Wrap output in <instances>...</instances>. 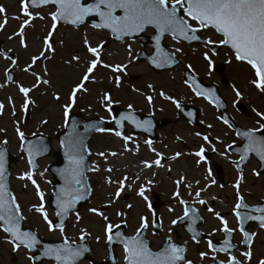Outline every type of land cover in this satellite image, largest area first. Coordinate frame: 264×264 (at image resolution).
I'll return each instance as SVG.
<instances>
[{
  "label": "rangeland",
  "instance_id": "1",
  "mask_svg": "<svg viewBox=\"0 0 264 264\" xmlns=\"http://www.w3.org/2000/svg\"><path fill=\"white\" fill-rule=\"evenodd\" d=\"M0 6L6 9V16L0 14V23L4 19H7L6 26L0 30V40L3 41L2 49L3 52L13 54L15 56L14 59L17 61V65L13 67L9 60L0 56V85H3L0 87V103L5 105L3 114L0 115V128L5 130L0 132V143L6 140L10 153L19 160L18 164L12 168L11 185L17 202L20 205L25 225L31 228H42L47 238L55 240H60L63 236H66L69 240H78L81 235L80 229L84 228L91 233L88 238L92 242L94 248L93 256L97 260L107 257L103 234L104 221L101 217L90 213L88 211L89 208L96 207L101 209L114 224H124L126 220L128 235L135 233V229L138 227L139 216H147L150 221L152 218L146 202L136 196L135 190L126 189L118 200L110 206L105 207L108 204L110 193L115 189L114 184L109 185L105 182L107 177L111 176L115 180L122 178L123 175H128L130 180L127 183H131V180L135 179V176L139 174L141 179L133 185V189H137L140 183H144L149 179L153 180V184L147 185L148 189H153L154 187L155 189L153 190L158 192L157 188H159L162 199L166 201L168 207L170 206L174 209L173 212H169L168 209L161 211L163 228L165 229L164 234H167L168 230L171 229L169 228L171 220L182 215L181 205L172 196L173 192L176 191V184L174 182L181 176L186 177L185 184H192V188L188 189L182 184L179 191L181 196L186 197V200H191L189 191L194 195L198 188L211 184L213 180L212 176L207 181L204 179L207 175L206 169L201 168L202 164L197 165V158L189 153L197 151L201 145L207 151H212L214 146L217 156L221 158V149L226 146L230 139L225 126L218 119L217 110L204 99L196 97L192 89L185 83L182 74L184 68H189L188 66L190 65L191 68L189 69L205 82L219 84L222 94L228 102L230 113L233 117L235 116L242 127H256L259 117L256 116L253 109L264 113V93L258 91L250 83L254 79L251 68L245 69V66L242 65V69L237 64H234L233 56L226 49H222L218 54L212 55L206 47L188 46L183 43H177L171 38H166L168 49L172 53L175 48H181L182 51L175 55L182 63L170 71L155 73L146 63L137 61V53L141 49V43L138 40H126L124 43H115L106 32L95 30L89 26L74 29L59 25L51 37L54 51L47 52L48 59L42 58L26 73L23 69L31 63V57L39 55L40 51L43 50V40L51 29L50 13L54 11V8L40 10L39 16H43L44 18L33 19L30 26L25 29L24 37L27 43V47L25 48L20 45V36L15 35L19 31L21 22L25 19L21 12V0H0ZM31 11L36 13V11ZM15 17H19V19H15ZM146 33L150 34L151 31L149 30ZM202 36L205 39L211 38L214 41L221 39L211 29L203 30ZM85 37H87L92 46L104 42V47L101 51V59L104 63H127L128 68L124 73H113L110 69L98 67L93 73L91 80L85 85L88 88V92L77 94L78 99L70 110V113L73 111L79 112L88 118L100 117L109 121L111 117L100 102V96L104 92H108L112 96L114 104L122 109H127L128 105L132 104V109L137 112L152 114L155 118L169 117L172 120L177 119L179 114L175 105L170 100L164 99L159 95L163 91L165 95L173 97L179 103L194 105L201 113V120L207 125H212V127L208 128L207 132H202L201 130L193 129L183 120L171 123L167 129L163 130L167 134V143L161 141V143L152 146L162 153L164 157L169 158L170 162L164 163L163 168L153 167L152 169H143V171H141L142 165H140V161L155 159V154L149 150L148 145L142 142L140 138H133L131 133L128 132L125 136L132 137V140L129 141L127 146L132 151L125 152L124 140L116 137L112 132L94 135L89 141L91 167L97 165L100 169L90 174V180L94 186V194L92 195L90 204L79 212L81 217L79 222L76 220V215H72L62 236L58 231L49 232L42 217L38 213L29 210L33 204L39 203V199L36 197L35 188L30 181L18 179L20 175L29 170V165L25 156L21 154V141L16 134V127H19L26 136H33V133H41L49 135L52 138L56 132L64 127L62 106L68 102L70 89L79 82L85 69V62L92 58L84 46L83 40ZM129 44L132 47L133 54V59L130 63L127 53ZM9 50L11 51L9 52ZM147 51L150 53V49H147ZM206 51L213 61L211 70H209L207 61L203 59V54ZM74 55L80 57L79 62L72 60V56ZM229 60H231L230 63L227 62ZM229 64L233 66L230 67ZM217 66H223L227 85L220 81L222 80L221 76L215 72ZM6 68H11L16 74L15 82L10 83L7 81L5 76ZM45 68L47 69V75L44 74ZM33 72L41 75L43 79L49 80L50 84H40L39 87L34 88L29 93V98L34 103L29 105L27 111H24L22 110L24 97L19 93L17 84L32 87L36 83L35 77L32 75ZM117 75L121 77L120 87H116L114 83V78ZM149 84L153 85L155 91L148 87ZM237 87L240 92L239 97L233 91ZM247 88H250L248 107L251 112L250 118L239 114L234 107V104L239 101L241 94ZM134 89L138 91H134ZM57 95L60 97L59 100L54 98ZM147 96L153 97L152 104H149L145 99ZM9 97L12 98V103H9ZM241 105L247 106L245 103ZM13 109L15 110V115L12 114ZM42 120H47L48 122L42 124ZM197 132L201 133V137L195 135ZM203 135L210 137V143L202 139ZM52 146L56 150L58 143L53 140ZM137 146L139 148L138 151ZM100 152H116L118 155L115 157L109 155L105 159L97 155ZM176 152H181L182 155L175 160L171 159ZM219 160L226 161L227 159ZM119 161L121 164H118ZM51 162H53L52 159L40 161L39 169L33 178L44 193L45 210L48 212L49 217L53 219L54 214L48 205L52 186L50 185L51 175L47 172V165ZM108 167H112L114 171L112 173L106 172L105 169ZM257 167V164L252 163L246 169L243 181H241L239 187L240 196L251 194L254 191L250 188L251 185L253 187V184L264 182V175L255 174ZM169 168H171V172L167 171ZM40 173H43V176ZM153 173H155V176H153ZM234 179L235 176H233L231 181H234ZM197 180L200 181L199 185L195 183ZM236 180L234 181L235 183ZM231 188H233V185L230 187L226 186V189L221 190L218 183L212 184L211 187L207 188V191L202 193L204 196L202 199L207 200L208 206L213 207L216 212H219L228 221L230 228L237 229L236 218L233 215L237 190H232ZM150 193L149 190L146 192L149 202L151 201ZM213 196L216 197L215 200L211 199ZM247 202L254 204L257 200L250 198ZM128 204L133 205L131 210L126 207ZM118 211L125 212L126 216H116L115 213ZM202 212L205 219L202 227L204 230L208 232L211 228L218 229L221 227L213 214L206 211V206ZM149 228L152 227L150 226ZM234 232L236 234V242L240 243L241 236L237 234V231ZM97 236L101 238L99 242L96 240ZM147 238L152 243V247L154 246L155 248H157V245L163 239V237H155L150 233L147 235ZM184 240L189 241L186 236H182L181 241ZM251 251L252 259L247 264H255L264 257V232L256 231V241L251 247ZM200 252H208L207 244L190 242L187 259L196 264L200 261ZM241 252L242 250L237 253V258L243 260L244 258L240 255ZM117 256L123 257L121 249H118ZM211 256L212 254L209 253V257L205 260L210 262ZM28 257L29 253L23 248L13 251L12 245L6 241L4 233L0 231V264H30ZM13 259H15V262H13Z\"/></svg>",
  "mask_w": 264,
  "mask_h": 264
},
{
  "label": "snow or ice",
  "instance_id": "2",
  "mask_svg": "<svg viewBox=\"0 0 264 264\" xmlns=\"http://www.w3.org/2000/svg\"><path fill=\"white\" fill-rule=\"evenodd\" d=\"M51 5L55 8L50 13L51 18V29L47 36L43 40V50L40 51L39 55L31 57V63L23 69L24 72L29 70L42 58L48 59L46 53L54 51L51 37L56 31L60 22L71 24L73 26L82 25L88 18H98V22L91 24L94 29L108 30V32L119 41H123L125 37H133L140 33L145 32L149 27L155 30L154 49L155 54L149 58V62L156 68L164 66H170L176 63L175 54L182 51L181 48L177 47L174 52L169 53L161 47V39L165 34L171 36L172 40L180 43L181 41H201L207 48L212 46H225L227 47L231 55L234 56L237 62L246 63L250 66L253 71L254 79L250 83L260 92L264 93V0H21V12L25 19L21 22L19 31L15 35L20 36L21 47H27L26 39L24 37L25 29L30 26L31 21L36 18L43 19V16H39V10L44 7ZM31 8L36 9V13L30 10ZM0 14L6 16V9L0 6ZM19 19V17H15ZM7 24V19H4L0 23V30H2ZM211 29L218 34L221 39L214 41L211 38L203 39L199 33L203 30ZM11 38V37H10ZM84 46L87 53L92 57L85 62V69L78 83L70 89L68 95V102L62 106L63 108V119L64 127H68L69 124V113L72 107L75 105L78 99V93H87L88 88L85 86L93 76V73L98 67H104L110 69L113 73H124L128 68L127 63L107 64L101 59V51L104 47V42H100L96 46H92L87 37L83 40ZM11 50H9L10 52ZM127 53L129 57V63L133 59L132 47L129 44L127 47ZM212 55H216L215 51ZM0 56L4 59L9 60L11 65L15 67L17 65L16 59L8 54V52H0ZM203 59L207 61L209 70L213 67V61L206 51L203 54ZM73 61L79 62L80 57L78 55L72 56ZM228 63L231 60L227 61ZM191 68V66H188ZM45 75H47V69L45 68ZM32 75L35 77L36 83L32 87H25L22 84H17L19 93L24 97L22 110L27 111L29 105L34 102L29 98V93L40 86V84L48 85L50 81L43 79L41 75L33 72ZM5 76L7 81L15 82L11 75V68L5 69ZM114 83L116 87L121 85V77L115 76ZM185 83L197 96H203L208 102L219 104L218 98L215 96L214 90L204 89L195 80L192 79L191 83L187 80ZM3 85H0L2 87ZM149 88H153V85L149 84ZM134 91H138L134 89ZM235 91V89H234ZM164 99L170 100L177 109H181V104L178 100L171 96L165 95L163 91L159 93ZM237 97L240 96V92L236 91ZM59 100L60 97L57 95L54 97ZM145 99L149 104H152L153 97L147 96ZM100 102L108 111L111 119L108 123H115V129H106L103 127H96L92 124H86L84 126L85 132L90 128H95L97 132H112L116 137H120L124 140V151H132L128 148V143L132 140L130 136H123L122 129L124 122L127 121L137 129H142L145 132L151 130L150 120H139L131 111L133 108L132 104L128 105L129 111L127 113H121L119 118L112 115V109L114 101L112 96L108 92H104L100 96ZM9 103H12V98L9 97ZM5 105L0 103V115L3 114ZM256 116L259 117L257 121L258 127L251 128L245 131H237V136L240 137L244 142L243 147L239 149L240 161L248 159L249 153H255L262 164H264V135H257V133L264 132V113L253 109ZM13 115L15 110L13 109ZM188 116H192V113H187ZM47 120H42V124H46ZM224 123L228 124L225 120ZM232 127L231 124H228ZM209 128L212 125H208ZM5 131L0 128V132ZM16 134L21 141V151L27 153V163L29 170L24 174L20 175L18 179L30 181L35 188V195L39 199L38 204H33L30 211L38 213L49 232L59 231L63 236L65 232V220L70 212L75 209L76 205L81 201L87 199L92 189L87 185V178L85 173L88 171L96 172L99 171L97 165L87 167L85 164V153L88 151L84 145L81 135L76 130V122H72L71 131L68 132L67 136L61 140L60 146L64 149V155L67 160V164L63 169L59 170V175L63 181L62 186L54 193L55 195V216L59 218V222H54L49 218L48 212L45 210L44 193L41 191L39 184L33 178L34 172V157L46 151V148L41 142L33 143L32 141L25 140V134L19 127H16ZM35 136L36 134L33 133ZM197 137H201V133H195ZM202 139L210 143V137L203 135ZM3 144H7V141H3ZM25 144L28 146L25 147ZM145 144L151 152L155 154V159H145L140 161L143 169L163 168L164 164L162 160L165 157L162 153L158 152L152 147V141L146 140ZM233 145H228L227 148H232ZM139 150L137 146V151ZM227 150V149H226ZM212 151L215 152L216 148L213 146ZM196 157V164L201 163L208 164V158L206 156V149L203 145L199 146L198 150L189 153ZM97 155L104 157L117 156L118 153L100 152ZM182 155L181 152H176L171 159L175 160ZM237 167H239V162ZM106 172L112 173L114 169L108 167L105 169ZM171 172V168L167 169ZM259 175V172L255 173ZM43 176V173H40ZM155 176V173H153ZM212 176L211 168L207 169V175L204 179L207 181ZM141 179L140 175L137 174L135 179L131 180V183H127L130 180L128 175H123L122 178L113 180L111 176L106 178V183L109 185H115V189L109 195L108 204L105 207L110 206L116 200L121 197V194L126 190H135L136 196L140 197L141 200L146 202L148 211L151 213V221L147 216L141 215L138 218V227L135 229V233L131 236H126L120 231L121 224H114L110 221V218L104 214V212L96 207L89 208L90 213L99 216L104 221L103 234L106 245L109 246L111 251V245L119 244L122 246V255L124 264H193V262L187 259L186 242L183 245H178L173 241L171 235H167L162 246L158 250H153L149 243L144 239L143 233L151 226L153 229L163 228V219L157 217L156 212L153 209L152 204L149 202V198L146 192L149 190L147 185L153 184V180L149 179L144 183H140L137 189H133V185ZM243 179L242 174L237 179V182L233 187L237 190L236 203L233 208V215L236 218L237 229L230 228L228 221L221 216L219 212L211 206H208V201L201 198V194L207 191L208 187L215 184L216 181L213 179L211 184H206L203 187L198 188L194 193L193 203L206 206V211L213 214V216L219 221L221 227L213 230L209 235H214L215 231H220L225 234L226 237H231L234 231L239 230L242 237V243L245 245V251L241 252L240 255L244 258L243 260L237 259L232 254V250L235 245L232 244L229 238H225L219 247L213 243L211 239L207 240L208 252H200L199 257L201 261H204L209 257L210 252L225 253L227 256L226 260L218 261L216 256H212L211 259L216 264H247L252 259L251 247L253 244V237L255 233H250L245 230L244 224L247 221H256L261 229H264V205L249 208L243 202V197L239 195L240 182ZM5 153L0 149V231L6 234L7 242L12 245V250L17 251L23 247L32 253L28 257L29 260L36 261L41 258H48L54 264H77L80 258L90 249L85 246L84 243L77 245L75 242H70L66 236H63L62 243L59 244H42L37 234L32 231L22 230L21 221L24 219L21 214L20 205L11 193L8 191L5 183ZM186 177L181 176L174 183L176 184V191L173 192V199L177 200L178 203L183 206V214L178 216L176 219L171 220V225L175 226L178 223L188 221L187 231L192 234L191 238L193 242L199 243L198 237L201 235L195 230L193 225L201 219L198 215V210L191 207L186 200L181 198L179 188L182 184L188 189L192 188V184H185ZM197 185L200 181L195 182ZM26 187V186H25ZM189 195L193 193L189 191ZM211 199L215 200L213 196ZM129 210L133 208L132 204L126 206ZM242 210H245L242 212ZM169 212H173L172 207L168 208ZM118 217H125L126 213L118 211L115 213ZM81 219L79 213L76 215V220L79 222ZM127 225V221H124V226ZM171 230L169 229V232ZM81 235L79 240L85 241L91 233L86 231L84 228L80 229ZM156 235V232H153ZM10 237V238H9ZM101 238L96 237L97 242ZM39 254H36V253ZM115 260L114 256L110 257ZM258 264H264V259H261Z\"/></svg>",
  "mask_w": 264,
  "mask_h": 264
},
{
  "label": "water",
  "instance_id": "3",
  "mask_svg": "<svg viewBox=\"0 0 264 264\" xmlns=\"http://www.w3.org/2000/svg\"><path fill=\"white\" fill-rule=\"evenodd\" d=\"M51 5H48V6H44L42 7L40 10H42L43 8H47ZM30 9H34V8H31L30 6ZM36 10V9H34ZM88 22V24L91 26L92 23L94 22H98V18H88L86 20V22L84 24H86ZM59 24L61 25H68V26H72L74 28H79L81 26H83L84 24L82 25H78V26H73L71 24H67V23H64V22H60ZM151 28V27H149ZM152 31H153V34L151 36H145L144 33L146 32H143V33H140L136 36H133V37H125L124 40L126 38H128L129 40H133V39H138L139 41H141L142 43V46H143V49L140 50L138 52V55H137V59L139 62H146L148 63L149 67L156 73H160V72H165L167 70H172L174 69L177 65H180L181 64V61L175 56V60H176V63L174 64H171L170 66H164V67H161V68H156L154 67L150 62H149V58L155 54V49H154V35H155V30L153 28H151ZM105 32H108V30H103ZM109 33V32H108ZM110 34V33H109ZM111 35V34H110ZM166 36H170L168 34H165L162 39H161V47L164 48L165 51L169 52L167 46L165 45V37ZM171 37V36H170ZM111 38L113 41L115 42H124L123 41H119V40H116L112 35H111ZM181 42H184L185 44H188V45H199V44H202L201 41H192V42H188V41H181ZM1 45H2V42H0V52H2L1 50ZM146 47H150L151 50H152V53L151 55H147L146 53ZM219 48L220 46H216L212 49V52L215 51V53H217L219 51ZM170 53V52H169ZM222 68L221 67H217V71L218 72H221ZM11 75L13 76V79H15V74L11 71ZM222 77H224V75L221 73ZM183 78L184 80L188 81L189 83H191L192 79H195L200 85L201 87H203L204 89H211V90H214L215 92V96L218 98L219 100V104H214V103H211L212 105L216 106L217 109H219L220 111V114L222 116V118L225 120L228 121V124H231L235 130L237 131H245L241 128H238L235 126V124L232 122L231 118L229 117L228 113H227V110H226V102L222 99V97L220 96V93L218 91V88L216 87V85H213V84H206L205 82H203L198 76H196L191 70L189 69H185L183 71ZM198 97H203V96H198ZM208 101V100H207ZM179 110V113L182 114L184 120L188 123H190L191 125H197V126H200V127H203L201 123L198 122V117H199V111L194 107V106H191V105H188V106H185V105H182L181 104V109H178ZM129 111V109H126V110H122L121 108H119L118 106L116 105H113V109H112V115L116 116L117 118H119V115L121 113H127ZM133 112V114L141 121L143 120H150L151 121V130L148 131V132H145L143 131L142 129H137L135 128L133 125L129 124L127 121L124 122V127L122 129H119L120 131H122V134L124 135L126 133V125L130 126L132 128V133L134 135H137L138 133H144L145 135L148 136V138H150L151 140L155 139L157 136H156V130H158L159 128H162V127H165L167 126L169 123H171V120L170 119H158V120H154V117L152 115H143L141 113H138V112H135L133 110H131ZM191 112L192 113V116H188L187 113ZM75 121L76 122V130L77 132L80 133L81 135V138L83 140V145L84 147L88 150L86 153H85V164L87 167L90 168V163H89V158H90V151L88 149V141L90 139V137H92L94 134L96 133H99L97 131H95V128H90L87 132H85L84 130V126L86 124H92V125H95L96 127H103V128H106V129H114V126H115V123H108L106 122L105 120L99 118V117H93V118H85L82 114H79V113H72L69 115V124H68V127H64V129L58 133H56L55 135V139L59 142H61V140H63L69 131H71V128H72V122ZM116 128V126H115ZM257 135H264V132L262 133H257ZM25 140L26 141H32L33 143H36V142H41L43 144V146L46 148V151L42 152L41 154L39 155H36L34 157V165H35V168H34V172L38 169V161L41 160V159H44V158H47V157H50L52 156L53 158H55V162L50 165L49 167V171L50 173L53 175V187H54V191H53V195L50 197V206L52 207V209L54 211H56L55 209V195L54 193L62 186L63 184V181L59 175V170L60 169H63L66 164H67V160H66V157L64 155V149L63 148H60L59 151L57 152H54L52 150V146H51V143H52V139L51 137L47 136V135H35V136H32V137H26L25 136ZM245 142V141H244ZM244 144V143H243ZM243 144L241 145H234L233 148H236V151L233 152L234 154L237 153V154H240L239 152V149H241L243 147ZM28 145L25 144V147H27ZM239 146V147H238ZM61 147V146H60ZM0 149H2L5 153V176H6V180H5V183L7 185V188H8V191L11 193V195L13 196L11 190H10V184H9V176H10V167H11V164L12 163H17V159L15 157H13L9 152H8V148L6 146V144H3L0 146ZM22 153L24 155H26L27 157V153L22 151ZM253 154V156L260 161V158L255 154V153H249L248 154V159L245 160V161H239V165L242 166L244 163H247L250 159V155ZM28 159V157H27ZM261 163V161H260ZM262 170H264V164H262ZM90 171L86 172L85 173V176L87 178V174L89 173ZM87 185L90 187V184L88 182V178H87ZM91 194V193H90ZM90 195H88L87 199L85 200H81L75 207V209L72 210V212L69 213V215L67 216L66 220H65V225L70 217V214L71 213H77L83 206H86L88 204V198H89ZM262 205H264V202L262 203ZM199 215V214H198ZM54 222H59V218L56 217V220ZM252 223L256 222V221H251ZM202 223V220L199 219L195 225H193L194 228H197L198 225H200ZM258 224V222H256ZM178 224H181L183 225L184 228H186L187 230V226H188V221H184V222H181V223H178ZM21 227H22V230H26V229H23V220L21 221ZM248 227L247 225V222L244 224V228L246 230V228ZM27 231V230H26ZM29 231V230H28ZM120 231H122V233L124 234V231H125V226L124 225H121V229ZM145 233V232H144ZM143 233V236H144V239H145V235ZM189 233V232H188ZM10 238V237H9ZM230 238V237H229ZM200 239V238H198ZM146 240V239H145ZM147 241V240H146ZM148 242V241H147ZM81 243H84L85 246H87L89 248V244L88 242L85 240ZM43 244H59V243H56V242H49V241H45ZM116 245H119V244H113L111 245V251H110V248L109 246L107 245L108 247V250H109V253H110V257H113L115 258V255H114V247ZM150 245V244H149ZM244 245V244H243ZM245 246V245H244ZM235 248V247H234ZM39 254V253H38ZM41 259H45V260H48L50 261L48 258H41ZM81 259H90L88 258L87 256V253H85L81 258ZM110 260L115 264V260L113 261V259L110 258ZM39 261V260H38ZM35 263H38L37 260L34 261ZM94 264H98V263H94Z\"/></svg>",
  "mask_w": 264,
  "mask_h": 264
},
{
  "label": "flooded vegetation",
  "instance_id": "4",
  "mask_svg": "<svg viewBox=\"0 0 264 264\" xmlns=\"http://www.w3.org/2000/svg\"><path fill=\"white\" fill-rule=\"evenodd\" d=\"M207 48H209V47H207ZM235 60V59H234ZM234 64H237L239 67H241L242 68V65H244L245 66V69L246 68H250V66L249 65H247V64H245V63H241V62H237L236 60H235V63ZM229 66L231 67V66H233V65H231V64H229ZM243 69V68H242ZM238 87L235 89V91H234V93L236 94V91H238ZM249 89L250 88H247V89H245V91H243V93L241 94V97H240V99H239V102H242V104H247V106L246 105H244L246 108H248L249 107V100H250V93H249ZM221 91H222V89H221ZM252 105V104H251ZM250 105V106H251ZM235 108H236V110H237V112L239 113V114H241V115H243V116H245V117H248V116H246V115H244V114H242V113H240L239 111H238V107L237 106H235ZM250 116H251V114H250ZM250 118V117H249ZM234 119H235V121L238 123V121H237V119L235 118V116H234ZM239 124V123H238ZM240 125V124H239ZM256 127H258V125H256ZM227 128V127H226ZM226 131H227V133H228V136H229V142H227V144H226V146L223 148V149H221V153H220V156H221V158L220 157H218L217 156V153L216 152H213L211 155H210V157H209V161H211V162H216V163H218L219 164V173H220V171H221V175H222V179L220 180V179H218V177H217V174H216V171H215V168H214V164L213 163H209L208 164V166L211 168V171H212V178L216 181V183H218L219 184V186H220V188H221V190H224V189H226V186H231V185H234V181H235V179H238L239 177H240V174H238L237 172H236V170H235V167H234V163H235V160L237 159L236 157H234V156H232V155H230L229 153H228V151L226 150L227 149V146L228 145H230V144H233V143H236L238 140H237V138H236V136H235V133L231 130V129H226ZM143 138V140H142V142H144V141H146V139L144 138V137H142ZM161 141V139H159L158 140V142H160ZM158 144V143H157ZM152 145H155V144H152ZM224 158H226L227 160L225 161L224 160ZM219 159H222V160H224V161H220ZM166 162H170V160H169V158H166L165 157V159L164 160H162V163L164 164V163H166ZM224 163V164H223ZM253 163H255L256 164V162H254L253 161ZM209 167H207V165H205V166H202L201 168H204V169H206V171H207V169L209 168ZM247 169V168H246ZM241 174H244V169H243V171H242V173ZM233 176H235V179H234V181H231V179L233 178ZM264 178V177H263ZM264 180V179H263ZM241 181H243V179L241 180ZM236 182H237V180H236ZM241 183V182H240ZM253 184V183H252ZM250 188L252 189V190H254L253 192H251V194H245V195H243V200L247 203V200H249L250 198H254L255 200H257V201H262V200H264V182L262 183V182H259V183H256V184H253V187H252V185L250 186ZM232 190H234L235 188L233 187V188H231ZM250 189V190H251ZM93 191H94V187H93ZM149 191L151 192L150 193V196H151V198H150V200L152 199H154L153 197H154V191L153 190H151V189H149ZM158 192H157V194H158V201H157V203H158V205H155L154 203H152V206H153V209H154V211L156 212V215H157V217H159V218H162V210L164 209H168L169 207H168V204L166 203V201L165 200H163L162 199V197H161V191L158 189L157 190ZM248 193V192H247ZM202 196H203V194H201V198H202ZM190 198L191 199H193L194 198V195H192V196H190ZM192 202H193V200H191ZM156 202V201H155ZM172 202V201H171ZM259 202V203H260ZM257 204H258V202H256ZM248 205H250L249 203H247ZM254 205V204H253ZM195 207H197V208H202L203 206L202 205H199V204H196V205H194ZM181 210H182V212H183V206H181ZM169 228H171L170 230V232H169V230H168V233L167 234H164V232H165V229L164 228H162V229H157V231H155L156 232V235H154L155 237H159V238H161V237H163V239H162V241H161V243L159 244V245H157V248L160 246V245H162L163 244V242H164V240H165V238H166V236L167 235H171V237H172V239H174V240H176V241H179V242H181L180 241V238L184 235V233H183V231H182V229L181 228H176V225L175 226H172L171 224H170V227ZM31 229H33V230H35V231H37L38 232V234L40 235V236H42V237H44V238H47L46 236H45V234H44V232H43V230H42V228H31ZM66 229V228H65ZM203 229V228H202ZM216 228H212L211 230H209L210 232L211 231H213V230H215ZM219 229V228H218ZM254 231H256V228H254ZM59 232V231H58ZM127 232H128V228H126V234H127ZM153 228H148L147 230H146V234L148 235L149 233L150 234H152L153 235ZM216 232H219L218 230L216 231ZM131 236V235H130ZM215 236V235H214ZM60 240H63V237L60 239ZM69 241H74V242H77V241H79V239L78 240H69ZM185 241V240H184ZM153 248L154 249H157V248H155L154 246H153ZM122 250V249H121ZM116 253H117V249H116ZM95 259V258H94ZM97 260V259H96ZM105 261H107V257L106 258H104V259H101L99 262H105ZM116 262L118 263V264H124V261H123V257H116ZM205 264H208V260H204L203 261ZM41 264H51V263H48V262H42ZM79 264H90L89 262H82V263H79Z\"/></svg>",
  "mask_w": 264,
  "mask_h": 264
},
{
  "label": "bare ground",
  "instance_id": "5",
  "mask_svg": "<svg viewBox=\"0 0 264 264\" xmlns=\"http://www.w3.org/2000/svg\"><path fill=\"white\" fill-rule=\"evenodd\" d=\"M118 164H121V162L119 161ZM117 166H119V165H117ZM122 168H123V167H122Z\"/></svg>",
  "mask_w": 264,
  "mask_h": 264
}]
</instances>
